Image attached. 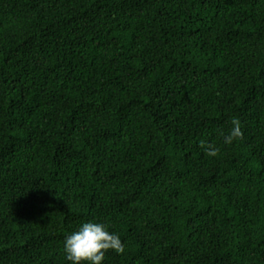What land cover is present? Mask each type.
Masks as SVG:
<instances>
[{
	"label": "trees",
	"instance_id": "obj_1",
	"mask_svg": "<svg viewBox=\"0 0 264 264\" xmlns=\"http://www.w3.org/2000/svg\"><path fill=\"white\" fill-rule=\"evenodd\" d=\"M87 220L102 264H264V0H0V264Z\"/></svg>",
	"mask_w": 264,
	"mask_h": 264
},
{
	"label": "clouds",
	"instance_id": "obj_2",
	"mask_svg": "<svg viewBox=\"0 0 264 264\" xmlns=\"http://www.w3.org/2000/svg\"><path fill=\"white\" fill-rule=\"evenodd\" d=\"M240 135V124L233 119L232 127L224 136L223 142L230 144ZM205 151L209 155H215L216 152L214 146L206 147ZM109 250L122 253L124 243L120 235L110 230L108 224L102 221H84L63 239V251L70 264H102Z\"/></svg>",
	"mask_w": 264,
	"mask_h": 264
}]
</instances>
